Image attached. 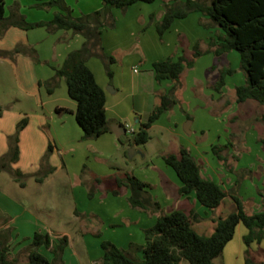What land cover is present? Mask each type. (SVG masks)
Here are the masks:
<instances>
[{"label": "crops", "instance_id": "0c3cea01", "mask_svg": "<svg viewBox=\"0 0 264 264\" xmlns=\"http://www.w3.org/2000/svg\"><path fill=\"white\" fill-rule=\"evenodd\" d=\"M42 1L47 0H4L5 16L10 13L11 5L16 4L19 13L23 14L24 19L31 23V26L19 27L0 23V104L3 107L0 114V156L7 150L8 138L15 132L17 121L25 118L24 125L16 133L17 158L9 163L11 168L19 169L26 174L21 179L22 183L14 180L10 175L12 180L19 184L20 188L26 187L29 179H32L37 185L49 182L52 175L62 168L64 169L63 175L70 184H73V181L78 178L79 181L85 180V182L83 181L85 189L90 186L101 196L103 201L107 200L113 204L117 202L116 208L113 210L114 218L108 221L111 230L107 231L106 229L104 240H108L130 252L131 244L141 245L144 242V230L153 224L158 214L175 208L181 209L185 213L193 210L198 214H202L204 206L195 200L192 193L178 194L175 174L164 162L162 163L166 166L158 162L154 165L151 162L152 159H150L148 165L143 167V174L131 171V174L150 184L149 195L157 202V208L146 209L131 205L128 200L129 190L123 186L120 187L119 194L111 193L108 190V185L113 182L115 174L119 173L115 170L119 167L117 165L119 159H121V143L118 137L122 133H129L124 124L128 123L135 129L129 119L131 114H133V119L137 123L144 120L152 105V93L151 88H149L151 84L156 82L155 95H157L158 89L160 95L172 85L170 79L155 80L153 78L150 68L151 63L166 57L175 59L182 50L188 55V49L200 40L201 46L199 48L204 52L193 57L192 66L188 67L194 69L193 67L199 63L201 71L187 69L186 74L182 77L184 69L188 67L183 68L179 74L182 85L175 89V96L178 99H182L185 91L188 92V98L190 97L187 99L188 105L185 106L182 99L179 106L176 104L171 105L169 109H165L162 113L169 112L170 123L175 128L177 119L183 116L185 118L189 117L188 111L191 107V101L196 100V97L190 95L188 88L194 80L203 83L204 87L210 91L205 93L204 99L212 105V113L221 112L220 114L229 117V125L227 126L229 134L225 139H221V142L226 146L225 156L221 152L222 156L218 159L222 164L216 162L213 157L201 153L202 147L207 144L212 145L214 140L205 141L201 147L198 143L201 141H190L187 144L185 143L186 140L184 142L181 140L182 144L180 143L179 147H185L194 157L203 176L217 182L224 189L231 186L232 180L235 178L232 170L235 171L236 179L239 180L238 192L241 191L242 183H246L244 186L249 185L251 187L249 192L251 196L248 197H251L252 200H247L248 208L255 209L257 207L258 209L260 207L259 196L255 191L259 192L261 188H264V143L261 141V138L264 137V125L262 123L264 113H258L256 109L258 105L264 106V104L257 103L252 99L238 102L235 100L234 87L244 82V76H240L238 73L237 78L241 82L234 83V79L231 80L235 73L234 70L239 66L238 54L230 49L215 55L212 52L213 43H207L211 37L208 32L211 30L198 26V14H190L191 20H189L188 26L183 22L178 24L173 20L169 27L160 34V37L153 26V29L148 30V40H145L144 32L141 34L135 33V31L131 32L130 34H134L133 37L126 33V28L120 27L119 24L126 27L128 23H131L127 19L133 14H127L128 7L123 10L122 14H118V11L111 7L110 11L114 13L111 14L114 21L111 29L107 32L103 29L100 34L101 48L103 53L107 55H111L109 52L113 50L111 52L113 61L115 60L114 51L125 52L128 51V48L132 50V53L128 54L130 58L125 59L126 71L131 75V80L127 79L130 82L129 87L124 89L123 85L118 82V79L122 78L121 71L117 73L109 67L112 82L111 86L107 87L108 91L104 88V84L107 82L104 58L99 54H92L86 59V65L92 71L97 84L104 91V114L105 117L108 116V119H106L108 120L109 129L96 137L82 138L81 129L74 118L75 101L67 95L63 77L55 75L54 68L61 64L68 51L80 46L83 36L80 33L72 32L70 29L54 28L49 30L46 26L37 24L38 21L50 19L55 10L52 14L29 15L25 12L23 4ZM63 3L70 8L73 15L102 7L101 0H63ZM49 6L50 11L53 5ZM158 14V18H160L161 12L159 11ZM135 15L142 22L137 24V28L143 26L146 23L144 19L149 16L148 23L150 24L157 19L156 17L153 19V15L150 13L144 14L142 12V14H134V17ZM202 21L203 24L214 25L206 18H203ZM170 30L175 32L173 36L172 32H168L169 35L166 34V31ZM111 38H113L114 43L111 42ZM147 45H149L150 51L146 50ZM14 47L17 49L14 50ZM179 48L180 51H178ZM119 56L118 59L122 61L124 55L120 54ZM135 60L141 63V69H139V65L135 64ZM134 67L135 70H133ZM224 67H229L232 71L224 74L223 85L219 90H216L213 83L217 78L218 69ZM141 70L144 72L142 73ZM190 71H193L191 76L189 75ZM143 74H145V77ZM115 76H117V81ZM11 82L14 83L13 87H11ZM146 84L150 85L147 87ZM116 92H119V96H116ZM159 95L153 100L154 104L157 100L159 101ZM124 98L128 100L124 102ZM14 100L20 102L21 107H16ZM24 102L29 103L26 105ZM195 106H197L196 103ZM247 108H249L248 111H246ZM194 114L195 110L190 115V120L182 125L184 135L187 133L186 138L190 135V132L196 134L197 130L201 129L200 124L192 125ZM206 116L213 119L209 114ZM251 116H254V119ZM248 118L252 119L249 120ZM125 120L128 121L125 122ZM154 121L148 128L154 124ZM247 122L248 124L245 125ZM115 124L123 126L124 131L118 135L115 134L112 131V128L118 130ZM167 128L178 137L180 136V139H185L179 132L173 131L174 129L169 126ZM47 144L51 145V149L43 161L41 158ZM234 151H238V154H235ZM59 153H61L60 156ZM218 156L220 157V154ZM43 163L44 166H42ZM82 164H85V166H81ZM41 166L46 169V173L37 180L33 173ZM155 167L158 169L157 171H155ZM244 169L248 172L243 173L241 170ZM2 171L10 174L8 170L0 169V172ZM97 177L100 180H106L107 183L103 186L101 181L95 180ZM245 177L249 178L252 184ZM4 184L0 178V232L9 228L7 231L6 254L12 264H25L27 246L34 231L46 232L53 241H58L61 235L65 236L66 242L61 253V264H85V253H88L86 248L88 238L84 235V232L77 234L74 231L65 229H53L56 226L55 223L59 224L58 221L51 223L48 218L45 219L40 214V210L43 211L48 207H42L40 201L33 198L31 200L33 207L31 208L11 191H8ZM78 187L80 190L83 189L82 184ZM74 188L75 186L72 185V189ZM88 191L90 192L89 189ZM82 215L79 217L75 207L72 208V219L74 221H80L84 216L86 218V214ZM49 217L51 216L49 215ZM100 222L99 228L109 227L104 224L103 218H100ZM241 225L238 223L235 227L239 236L245 232V228H242ZM37 249L47 259L52 258V253L48 247L43 248V245H39ZM137 252L138 249L133 250L131 253L136 255Z\"/></svg>", "mask_w": 264, "mask_h": 264}, {"label": "trees", "instance_id": "16d2710c", "mask_svg": "<svg viewBox=\"0 0 264 264\" xmlns=\"http://www.w3.org/2000/svg\"><path fill=\"white\" fill-rule=\"evenodd\" d=\"M136 1L152 0H101V8L79 15L70 14V9L62 0L34 3L38 6L58 3L65 9L64 13L55 11L50 19L38 21L37 24L44 25L49 30L70 29L83 36L80 46L68 51L61 64L54 68L55 75L63 77L67 95L75 101L74 118L81 129L82 138L96 137L109 129L104 114V91L95 81L85 60L92 54L101 55L104 58L107 75L111 74L108 63L113 58L103 53L100 44V27L107 23L111 24L110 14L106 8L112 6L125 8ZM193 10L206 15L208 20L220 29L218 39L212 48L215 55L230 49L238 54L244 82L235 85V100L238 102L252 99L264 104V0H171L163 4L162 16L154 24L155 30L161 34L174 18L183 17ZM0 23L19 27L31 26L23 14L19 13L16 4L11 5L10 13L5 16L4 0H0ZM198 53L199 51L194 49L193 54ZM192 61V58H186L182 54L175 59L166 57L155 60L151 63L153 78L155 80L166 78L174 83L183 68L191 66ZM231 71L229 67L218 69L217 78L213 83L216 90L223 85L224 74ZM172 88L161 93L158 103L148 111L144 120L138 121L137 128L130 132L128 143L146 141L149 125L159 113L174 102ZM1 111L0 105V114ZM25 121V118L17 121L15 132L8 138L7 150L0 156V169L8 170L12 178L19 183H22L21 179L26 174L19 169L11 168L9 163L17 158L16 133ZM261 141L264 143V137ZM50 149L51 145L47 144L41 160L44 161ZM161 157L175 174L179 195L192 193L195 200L207 208L215 207L225 195H229L234 202V208L214 221L213 230L208 235L199 234L192 227L191 221L199 217L193 210L185 213L175 208L160 213L153 224L144 230V242L141 245L130 246L133 250H140V257L108 240H102L99 244L101 249L99 264H178L181 259L189 264H214L213 258L221 253L224 244L233 236L238 223L245 228L242 240L246 246L263 236L264 188L259 190L260 208L254 212H246L238 195L226 191L217 182L201 174L199 164L185 147L180 146L177 152H168ZM40 169L41 167L34 172L37 180L46 173ZM121 186L129 190L128 200L131 205L151 209L158 207L157 202L146 194L147 183L135 175L128 172L115 174L108 189L111 193H117ZM8 230L9 228L0 232V264H12L6 254ZM65 242L64 235H61L58 241H53L46 232L34 231L27 246L25 264H61V252ZM39 245L50 249L51 259H47L38 251ZM245 252L244 263L256 264L251 263L247 248Z\"/></svg>", "mask_w": 264, "mask_h": 264}, {"label": "rangeland", "instance_id": "374dc122", "mask_svg": "<svg viewBox=\"0 0 264 264\" xmlns=\"http://www.w3.org/2000/svg\"><path fill=\"white\" fill-rule=\"evenodd\" d=\"M168 1H171V0H152L150 2L136 1V2H133V4L131 3V4L127 5L125 8H120V7H115V6H112V7L114 8V10L118 11V14H122L123 10H125L128 7L127 14H133L129 19H127L131 23H128L126 25V27L123 26L122 24H119L120 27L126 28V30H125L126 33L130 36H133V37H134V34H130L131 32L135 31V33H138V34H141L144 32L145 40H148L147 39L148 38V36H147L148 30L153 29V26L155 27V25H154L155 22L161 18V17L158 18L159 17L158 13H159V11L161 12V14L163 13V4L165 2H168ZM23 5H24L23 7L25 9V12H27L29 15L30 14H32V15H34V14L35 15H37V14H41V15L52 14V12L54 10L58 11V12H62V13L65 12V9L62 7V5L58 4V3L52 4L53 6L51 5L52 9L50 11H49L50 6H48V7L38 6L32 2L29 4L24 3ZM110 9H111V7L106 8L107 13L110 14L111 24L109 25L107 23V24L102 25L100 27V34H101L103 29H105L104 31L107 32L112 27V23L114 21V18L111 14H114V13H112L110 11ZM69 12H70V14L73 15L72 11H69ZM142 12H144V14L150 13L151 15H153V19H154V17H156L157 19L155 18L156 21H154V23L150 24V23H148L149 17H150L149 16V17L144 19V21H146V23L143 26L137 28V24L142 23V22H141L140 18L137 17V15H135V17H134V14H142ZM190 14H198L197 15L198 26L200 25L203 29L211 30L210 32H208V34L211 37L209 38V41L207 43L216 42V40L218 39V34L220 32V29L218 28L217 25H206L205 23L203 24L202 19L206 18L208 20V18L206 15H204L200 11H195V10L189 11L185 15L186 17L185 16L177 17V18H174L173 20H174V22H176L178 24L180 22H183V23H185V25L188 26V22H189V20H191ZM184 18H186V19H184ZM175 20H178V21H175ZM181 20H184V21H181ZM135 24H136V26H135ZM180 27H182V26H180ZM170 28H173V27H170ZM166 32H167L166 34L169 35L168 32L171 33L172 30L166 31ZM174 33L175 32H172V36L174 35ZM158 36L160 37V34H158ZM112 40H113V38H111V42L114 43V41H112ZM111 42L109 41V43H111ZM161 44L163 45V43H161ZM200 46H201L200 40H198L197 42H195V45L192 44V46L188 49V51H189L188 55L185 54L184 50H182V52H181L180 48L178 50V51H180L178 55H180V54L184 55L185 54L184 56L187 55L186 58H192V60H193V57H195L197 55H201V53L204 52V50H201L199 48ZM194 49L199 51V53L197 55L193 54ZM146 50L150 51L149 45L146 46ZM112 51L113 50H110V52H109L111 55H112V53H111ZM233 51L237 54V52L235 50H233ZM129 53H132V50H130L129 48H128V51L126 50L125 52L124 51L121 52L120 50H119V52H118V50L114 51L113 56L115 57V60L113 61V59H112V61H110L108 63V67H110L114 72L118 73L121 71V73H122L121 77L123 78V80H122V78H119L118 82L123 85L124 89H127L129 87V83H130L129 80H131V75L128 74L126 71V63H125V59L130 58V56L128 55ZM120 54L124 55L122 61L118 59L120 57L119 56ZM88 57H90V55ZM192 63H193V61H192ZM135 64L137 66L139 65L138 66L139 69L142 68L140 62L138 63V61H136ZM190 68H192V67H188V68L184 69V71H183L184 73L182 74V77H184V75L186 74L187 69H190ZM193 68L194 69H190V70L199 71L200 70L199 69V63H197L196 66H194ZM143 72L144 71H142V73ZM234 72L235 73H234L233 77L231 76L232 77L231 80L234 79V83H240L241 80H239L237 78V73L240 74V76H244L243 71L238 66L234 70ZM192 74H193V71H190L189 75L191 76ZM152 75H153V72H152ZM106 76L105 77H106L107 82L104 84V88L108 90L107 87L111 86V82H112L111 78L112 77L110 78V75H107V73H106ZM143 76L145 77V74H143ZM115 77H116L115 80L117 81V76H115ZM97 78H98V76H97ZM179 78H180V76L178 77V80L175 81L174 83L172 82V85L164 92H167L171 87H173L171 91H172V95L174 98V102L171 105L176 104L177 106H179V103L183 99L185 102V106H186V104L188 103L187 99L190 98V97L188 98V94H187L188 92L187 91H185L183 93L182 99L181 98L178 99L175 96V91H176L175 89L177 87H179L180 85H182V83H180ZM127 79H129V80H127ZM153 83H154V81H153ZM149 85L150 84H146L147 87ZM13 86H14V83L11 82V87H13ZM155 86H156V82L149 86V88H151V93H152L151 94L152 105L150 106V109L156 103H158V100H157V102H155V104L153 103V100L156 97H158V95L160 93L159 92L160 90L158 89L157 95L154 94V92L156 91ZM204 86L205 85L203 83H199L198 81L194 80L192 82V84L188 88V90H189L191 96L196 97V100L191 101L192 102L191 107H190V110L188 111L189 117L188 118H185L184 116L182 118L179 117L180 119L176 120V127L175 128H173L174 127L173 124L170 123L171 119L169 120V115H168L169 112L166 114L165 113L163 114L162 112L165 111V110H163L154 119L155 120L154 124L150 128H148V130H147L148 138L146 139L145 142H143V143H128L127 140L130 137V133H122L118 137V140L121 143V147H120L121 159H119L120 165L118 163L117 166H119V167L115 168V170H117V172H119V173H124V172L131 173V171L133 170V171H136L137 174L138 173L143 174L144 173L143 167L148 165V162L150 159H152L151 162L154 165H156L158 162L161 165L166 166L162 163L163 161L161 160V158H162L161 156L163 154L168 153V152H173V151L175 152L177 150V148L179 147L180 143L182 144L181 140H183V142L186 140L185 143H187V144L190 141H192V142L195 140L201 141V142H198V143H200L199 144L200 147L204 145L205 141H207V140L213 141L214 140L212 145L207 144L206 146H203L201 149V151H202L201 153H202V155L207 154L206 156L213 157L216 162L218 161L219 163L222 164V162L219 161L218 159L221 158V156H222L221 152L225 156L224 151L226 149V146H224L223 142H221V139H225L227 137V135L229 134L228 127H227L229 125V121H228L229 117L225 116L224 114H220L221 112L217 113V114L212 113V105L208 104L204 99L205 93H207V91H209ZM214 89H212V90H214ZM214 92L216 93L215 90H214ZM233 93H234V91H233ZM115 94H116V96H119V92H116ZM127 100H128L127 98L123 99L124 102ZM14 101H15L16 107H21L19 104L20 102L18 103L17 100H14ZM24 103L26 105H28L29 102L28 103L24 102ZM195 103L197 106L194 107ZM148 104H149V102H148ZM1 107H2V105H1ZM169 107H167L166 110L169 109ZM228 107H229V105H228ZM228 107H227V109H228ZM247 107H251V106H247ZM194 110H195V114H194V119H193L194 121H193L192 125L195 126V124H200L202 130L198 129L196 134L190 132V135H188V137H187L189 139H187L185 137V136H187V133H185V135H184V133L182 131V125L187 120H190V115L192 114V112ZM248 110H249V108L246 109V111H248ZM256 112H258V113L263 112L264 113V106L258 105ZM208 114L213 119L207 118L206 115H208ZM251 117L254 119V116H251ZM106 118L108 119V116H106L105 119ZM133 118H134V116H133V114H131L129 119L131 120L132 125L136 129L138 126V123L135 122ZM252 118H248V119L250 120ZM107 119H106V123L108 125ZM127 121L128 120H125V122H127ZM262 123L264 125V117L262 119ZM247 124H248V122L245 123V125H247ZM167 126L174 129L173 131H176V132H179L180 134H182L185 139H183V138L180 139L181 137L180 136L178 137V135L173 133L169 128H167ZM212 146H214V148ZM234 153L238 154V151H234ZM60 154L61 153H59V156H60ZM219 154H220V157L218 156ZM44 165L45 164L43 163L42 166H44ZM42 166H41L40 171L41 170L46 171V169H44V167H42ZM81 166L84 167L85 164H82ZM157 170L158 169H156V167H155V171H157ZM169 170H171V169L169 168ZM63 171H64L63 168L61 170H58L57 172H55V174L52 175L51 181L46 182L42 185H37L36 183L33 182L32 179H29V180H27L28 181L27 185L24 188H20L19 184L17 182H14L12 180V178L10 177V174H8L6 171L0 172V178L3 181V183H5L4 184L5 188L8 191H11V193L15 194L17 197H19L21 199V201L23 203H25L26 205H29L32 208L33 205L31 204V200L33 198H35L37 201H40V204L42 205V207H45V208L48 207V209H43V211L40 210V214H42L45 219L48 218L49 222H51V223L53 221H56V220L58 221L59 224L55 223L56 226L53 229H55V230L56 229H65L67 231H74L77 234H81L84 232V235L88 238V241L86 243V245H87L86 248L88 249V253H85V264H99V260H100L99 257H100V251H101V249L99 247V243L102 240H104V237L106 235V229H107V231L111 230V227L108 225V221L111 220L112 218H114L113 217L114 216L113 210H115L117 202H115V204H113L112 202H109L107 200L103 201L101 199V196H99V194L97 192H95L94 189H91L90 186L85 189V183H84L85 180H83L84 182L79 181L80 179L78 178V179H75L73 181V184L72 183L70 184L68 179L66 177H64ZM241 171L243 173H245L247 170L244 169ZM148 173H149V171H148ZM232 173L235 176V178L232 180L233 184L231 183V186H229L228 189H225V190L233 192L239 196L241 203H242V207L246 212H254V211L258 210L260 207L258 209H257V207L255 209H249L248 208L247 200H252L251 197H248V196H251V194L249 193L251 190V187L249 185L244 186L246 183H242L241 184V191L239 190V192H238V181L239 180L236 179V176H237L236 172L232 170ZM34 175H35V173L33 174V176ZM80 175H81V171H80ZM245 178H247V177H245ZM247 180L250 184H252V182L250 181L249 178H247ZM98 181H101L103 186L105 183H107L106 180H104V179H101V180L99 179ZM81 184L83 186L82 190H80V188L78 187V185L80 186ZM72 185H73V187L75 186V188H74L75 191H74V189H72ZM110 185H112V183L109 184L108 187ZM88 189L90 190V192L88 191ZM149 190H150V184L147 183V186H146L147 193L146 194H149ZM119 192H120V188H118L117 193L119 194ZM255 193L259 196V192L255 191ZM259 202H260V196H259ZM49 207H51V208L49 209ZM73 207H75V209L77 210V215L79 217L82 214H86V218L84 216L83 218L81 217L82 220H80V221L75 220L74 221V219H72V208ZM144 208L151 209L149 207H144ZM233 208H234L233 200L231 199V197L229 195H225L215 207H212V208L203 207L202 214H198L199 217H197V219H199V220L198 221L192 220L191 225L197 233L202 234V235H208L213 230L214 221L220 217L225 216ZM49 215L51 217H49ZM100 218L104 219V224L106 226H109L108 228H106V227L104 229L99 228V225L101 223ZM241 227L244 228L243 225H241ZM44 247L45 246L43 245V248ZM245 248H247V250L249 251V259H250L251 263L264 264V233H263V236L258 241H251L246 246L242 240V234H240V236H239L237 229L235 230L233 236L226 242L221 253L213 258V262H214V264H245L244 263L245 256H246ZM82 251H84V250L82 249ZM132 251H133V247H131V252ZM136 256L137 257L141 256L140 250H138ZM178 264H189V263L187 261L181 259L178 262Z\"/></svg>", "mask_w": 264, "mask_h": 264}, {"label": "water", "instance_id": "95a60500", "mask_svg": "<svg viewBox=\"0 0 264 264\" xmlns=\"http://www.w3.org/2000/svg\"><path fill=\"white\" fill-rule=\"evenodd\" d=\"M115 127L118 128V130L115 129V128H112V131H113L115 134H117V135L124 131L123 126H121L120 124H115ZM119 129H120V131H119Z\"/></svg>", "mask_w": 264, "mask_h": 264}, {"label": "built area", "instance_id": "2783aa9c", "mask_svg": "<svg viewBox=\"0 0 264 264\" xmlns=\"http://www.w3.org/2000/svg\"><path fill=\"white\" fill-rule=\"evenodd\" d=\"M133 70H135V67L133 68ZM124 127L129 133L134 130L128 123H125Z\"/></svg>", "mask_w": 264, "mask_h": 264}]
</instances>
